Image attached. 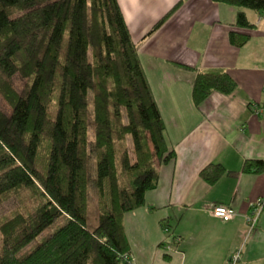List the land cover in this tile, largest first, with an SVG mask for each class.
I'll return each instance as SVG.
<instances>
[{
  "label": "trees",
  "instance_id": "trees-1",
  "mask_svg": "<svg viewBox=\"0 0 264 264\" xmlns=\"http://www.w3.org/2000/svg\"><path fill=\"white\" fill-rule=\"evenodd\" d=\"M211 1L236 8L235 26L241 29L255 28L245 11L264 16V0ZM249 40L230 33L236 48ZM16 76L26 81L20 93ZM236 88L226 73H198L194 104L200 107L213 93L231 95ZM1 98L12 111L5 114L0 104V207L17 194L26 197L23 212L0 220V264H134L124 215L145 207L146 194L158 187L159 168L175 152L118 0H0ZM93 154L94 179L89 173ZM263 171V162L248 161L241 173ZM201 174L214 185L240 173L210 165ZM91 184L101 205L94 229L87 218ZM60 221L33 252L19 257ZM161 226L171 238L169 219Z\"/></svg>",
  "mask_w": 264,
  "mask_h": 264
},
{
  "label": "crops",
  "instance_id": "crops-1",
  "mask_svg": "<svg viewBox=\"0 0 264 264\" xmlns=\"http://www.w3.org/2000/svg\"><path fill=\"white\" fill-rule=\"evenodd\" d=\"M180 1L118 0L175 152L159 168L158 187L146 194L145 207L124 215L131 260L229 264L241 251L238 264H264V171L241 173L248 161L264 163V16L245 11L255 28L241 29L235 26L236 8L185 0L151 33ZM232 32L250 40L236 48ZM198 73H226L237 88L231 95L215 92L197 107L192 92ZM210 165L240 174L209 185L201 173ZM216 206L230 208L233 219L214 217ZM259 207L251 228L247 220ZM166 219L173 227L171 238L161 226Z\"/></svg>",
  "mask_w": 264,
  "mask_h": 264
},
{
  "label": "rangeland",
  "instance_id": "rangeland-1",
  "mask_svg": "<svg viewBox=\"0 0 264 264\" xmlns=\"http://www.w3.org/2000/svg\"><path fill=\"white\" fill-rule=\"evenodd\" d=\"M253 13L251 15H254L255 12H250ZM14 83H15V88L16 90L20 93L23 91L26 81L23 80L21 77L16 76L14 79ZM157 94V93H156ZM159 96V100L163 99V96H161L158 93ZM168 96V95H167ZM170 98V96H168ZM0 104H1V109L2 111L7 114L10 115L11 114V108L9 107V105L6 103L5 100H3L2 98L0 99ZM56 105H52L51 109L54 111ZM92 111V110H91ZM91 120H93V117L91 118ZM51 126L52 124H49L46 129H45V135L50 136L51 135ZM89 139L90 141L94 140V125L93 123H91L90 126V132H89ZM131 144L129 142V148H131ZM42 155H46V148L41 151V156ZM89 173L92 177V179L96 178V174H97V161H96V157L95 155H91L90 156V160H89ZM89 198H88V227L90 229H94L97 227L98 225V220H99V215H100V195L99 192L97 190V188H95V186L93 184L90 185L89 187ZM26 195L23 193L17 194L15 196H12L7 202H5L1 207H0V220L2 218H7L10 217L12 214L16 213V212H23L24 211V205L21 203L23 199H25ZM62 224V222H57L56 224L50 226L46 231H44L42 233V235H40L38 238H36L32 243H30L27 247H25L19 254L20 258H24L25 256L29 255L31 252H33L40 244H42L49 236H51L58 228L59 226ZM172 230V229H171ZM171 233H173V231H171ZM3 235L2 232L0 230V246L3 242Z\"/></svg>",
  "mask_w": 264,
  "mask_h": 264
},
{
  "label": "built area",
  "instance_id": "built-area-1",
  "mask_svg": "<svg viewBox=\"0 0 264 264\" xmlns=\"http://www.w3.org/2000/svg\"><path fill=\"white\" fill-rule=\"evenodd\" d=\"M260 110L261 109H259L258 111H260ZM260 212H261V207H259L257 209V211L254 213L253 217H251L247 220V222L251 228L255 227L257 220H258V217L260 215ZM213 216L218 218V219H221L225 222H228V221L233 219L234 214L230 208H227L225 206H216L213 209ZM240 254H241V251H237L236 253H234V255H232L230 260H229V264H238L240 262V259H241Z\"/></svg>",
  "mask_w": 264,
  "mask_h": 264
}]
</instances>
